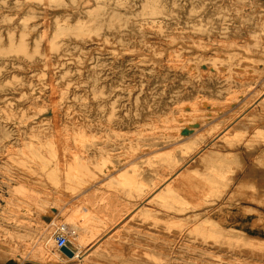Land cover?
I'll return each instance as SVG.
<instances>
[{
    "label": "rangeland",
    "instance_id": "rangeland-1",
    "mask_svg": "<svg viewBox=\"0 0 264 264\" xmlns=\"http://www.w3.org/2000/svg\"><path fill=\"white\" fill-rule=\"evenodd\" d=\"M187 4L0 0V252L42 264H262L251 251H264V0ZM167 80L200 90L194 96L204 105L185 99L169 130L159 119L148 132L169 139L165 146L138 153V133L125 127L132 113L163 103ZM255 81L254 95L197 119ZM238 119L244 125L214 138ZM178 128L184 133L173 140ZM202 144L212 157L199 164ZM173 159L182 165L175 170L197 173L189 192L128 212L154 169ZM202 204L200 214L179 212ZM59 225L83 234L88 247L101 237L92 257H39L43 235L59 251Z\"/></svg>",
    "mask_w": 264,
    "mask_h": 264
},
{
    "label": "bare ground",
    "instance_id": "bare-ground-1",
    "mask_svg": "<svg viewBox=\"0 0 264 264\" xmlns=\"http://www.w3.org/2000/svg\"><path fill=\"white\" fill-rule=\"evenodd\" d=\"M185 1V0H184ZM218 0H186V2L188 3L187 5H189L191 8L192 7H196V5L194 4H197L199 5V8L200 9H203L207 7V5L210 3V2H213V3H216ZM226 2H231L233 0H225ZM207 12V11H206ZM210 13V11L208 12ZM170 25H174V22L173 21H170L169 22ZM199 34H204V33H195L194 36H197ZM206 36H209V35H206ZM234 36H238L237 33H234ZM196 56V55H195ZM49 57V56H48ZM46 58V56H45ZM47 59V58H46ZM45 59V60H46ZM63 59V58H62ZM49 61H50V58H49ZM51 63V62H50ZM169 63V62H168ZM179 63V62H178ZM169 65V64H168ZM186 65V64H185ZM193 65V64H192ZM190 67V66H189ZM53 68V67H51ZM55 68V67H54ZM187 68V66H186ZM192 69V68H191ZM50 70V69H49ZM52 70V69H51ZM50 70V71H51ZM260 83L259 81H255V82H248L246 83L247 85H245V83H240L237 85V88H235L234 90H230L228 92H230L231 94H228L230 95V99H227L228 101L226 102H222L220 104L217 103V105H214V106H208L206 107L207 110L206 111H203L202 113H199L197 114V119L203 123V122H206L207 120H213V118L215 119V116L216 117H219L221 115H223L227 110H229L228 108L231 107L232 105V102L237 98L241 97L240 95L241 94H244L245 92L246 93H250L252 90L254 92V89L256 86H259ZM167 90H164L166 92V94L164 95V100H163V103H159L158 105H155V106H151V109H148L144 112H134L132 113V117H133V120L131 122V124L133 123V126H126L125 127V130H129V129H134L137 133H138V138H137V149H138V153L139 152H143V153H148V152H152V151H156V149L162 147L163 145L165 146V143L168 142L169 139H164L165 136H163V139H161L160 137L161 136H158V135H155V133L153 135H148V132L150 130L153 131L154 127H155V131H156V126H158V121L159 119H163V120H160L161 121V125L160 126H163L165 128V130H169V128L171 127V124L173 122V119H175L176 117H174V115L177 113L178 115L180 113H182V111L184 110V104L183 102L185 101V99H188V98H194V101H199L198 100V97L196 95H198L197 93L200 92V90H196V91H192L191 93L189 91H187L186 88H181V89H178L174 82L173 81H168L167 80ZM253 85V87L251 86ZM55 86V85H54ZM252 87L251 89H246V87ZM249 87V88H250ZM254 88V89H253ZM263 90V91H262ZM54 91V89H53ZM56 92V91H55ZM217 92V91H216ZM256 92V90H255ZM255 92L253 93V95L255 94ZM196 93V95L194 96V94ZM258 93V92H257ZM51 95V94H50ZM193 95V96H192ZM246 96V95H245ZM264 98V88L261 89V93L259 95L258 98ZM243 98V97H242ZM234 99V100H233ZM244 99V98H243ZM226 100V98H225ZM241 100V98H240ZM212 101V100H211ZM218 101V100H217ZM224 101V100H223ZM242 101V100H241ZM239 101V102H241ZM215 102V101H213ZM191 103V102H189ZM197 104H199L200 107H202L204 105V103L202 102V100H200L199 102H195ZM203 103V104H201ZM209 103V101H208ZM214 104V103H212ZM195 105V104H194ZM206 105V104H205ZM234 106V105H233ZM194 110L198 111L199 108L198 106L196 108H193ZM192 109V110H193ZM186 110V109H185ZM194 112V111H193ZM228 112V111H227ZM185 113V112H184ZM192 113V112H191ZM176 114V115H177ZM177 115V116H178ZM185 115V114H184ZM192 115V114H191ZM194 115V114H193ZM246 115V114H245ZM187 117V116H186ZM193 117V116H192ZM183 118V117H182ZM189 118V117H188ZM194 118V117H193ZM158 119V120H157ZM175 122V120H174ZM210 122V121H209ZM212 122V121H211ZM259 122V121H258ZM190 123V122H189ZM187 123V124H189ZM208 123V122H207ZM154 126H151L153 125ZM174 124V123H173ZM181 124V123H180ZM192 126L195 127L196 126V122L192 121L191 122ZM242 126L244 125V119H238V120H234L232 121L231 123H228L226 124L225 126L222 127V129L220 131H218L214 138H220L222 137L226 132L228 131H231L232 129L236 128V126ZM246 125L248 126H252L254 127L256 124L254 122H249V123H246ZM203 126V125H202ZM247 126V127H248ZM264 126V125H263ZM201 127V126H200ZM246 128V126H244ZM251 127V128H252ZM257 127V126H256ZM254 127V128H256ZM260 127V126H259ZM163 128V129H164ZM250 128V127H249ZM160 129V128H159ZM181 129V128H180ZM179 128L175 131L177 132L175 134V137H173L172 139H176L178 138L179 136L183 135L184 132L180 133ZM158 131V130H157ZM163 131V130H162ZM188 131V130H187ZM154 132V131H153ZM152 133V132H151ZM179 133V134H178ZM129 135V134H128ZM180 138V137H179ZM178 141V140H177ZM173 143V142H172ZM175 143V141H174ZM171 144V143H169ZM168 145V144H167ZM126 146V145H125ZM163 146V147H164ZM204 145L202 144L201 146L197 147L196 149V153H197V157H198V163L201 164L204 162V160L207 158V157H212V155L208 152V151H205L204 149ZM149 154V153H148ZM124 158V157H123ZM122 158V160H123ZM138 158V156L136 157ZM135 158V159H136ZM225 158L220 156V155H216V157L214 158V161H224ZM131 161H134V160H131ZM181 161V160H180ZM184 161V160H183ZM129 162V161H127ZM186 163V162H185ZM184 164V163H183ZM24 165H27V163H24ZM181 165V162H179L178 159H173L171 160L170 162L168 163H163L161 165H158L155 169H154V175H153V181L151 183V186H148V185H142V187H139V190H138V196H139V202H137V205L136 207H133L135 208L134 211L131 209V211H128V212H135V211H138L140 210L142 207H143V204L144 201L146 202H150V200H153V198H155L156 196H167V197H174L176 196L175 192H179V191H183L184 194H187L189 192V188H187V181L192 179L193 177H195V175L197 173L193 172V171H190V172H183V171H180L179 169L178 170H175L176 168H178L179 166ZM182 166V165H181ZM190 167V166H189ZM122 168V167H121ZM119 169V168H118ZM116 169V170H118ZM175 170V171H174ZM115 171V170H114ZM110 174V173H109ZM106 177V176H105ZM203 177H208L207 175H204ZM196 178V177H195ZM194 178V179H195ZM66 180V179H65ZM80 180V179H79ZM84 180V179H82ZM101 180V179H100ZM99 180V181H100ZM142 180V179H140ZM201 180V179H200ZM197 180H195L196 182ZM199 181V180H198ZM72 181H70L69 184H72L71 183ZM98 182V181H97ZM142 184V182H140ZM87 184V183H86ZM85 184V185H86ZM95 184V183H94ZM139 184V185H141ZM197 184V182H196ZM93 185V184H92ZM102 185V184H101ZM189 186H191V183L189 184ZM188 186V187H189ZM197 186V185H196ZM195 186V188H196ZM199 186V185H198ZM80 187V186H79ZM77 187V188H79ZM82 187V186H81ZM84 187V185H83ZM138 187V185H137ZM88 189V187H87ZM194 189V188H193ZM192 189V190H193ZM71 190V189H70ZM81 190H83L82 188H79L77 190V192H81ZM86 190V189H85ZM195 190H198V189H194ZM84 191V190H83ZM193 191V192H194ZM26 193V192H25ZM28 194V193H27ZM195 194V193H194ZM75 196V195H74ZM78 196V194L76 195ZM59 197V196H58ZM117 197V196H116ZM231 197V196H230ZM62 198V197H61ZM131 198V197H130ZM72 199V198H71ZM66 201V200H65ZM72 201V200H71ZM107 201V200H106ZM220 201V200H219ZM68 202V201H66ZM153 202V201H152ZM209 202V201H208ZM65 202H63L64 204ZM97 203V202H96ZM136 203V202H135ZM218 203V202H217ZM221 203V202H220ZM66 204V203H65ZM152 204V203H151ZM198 204V203H197ZM194 205V204H193ZM151 206V205H150ZM206 207L205 204H202V205H199V206H185V207H181L179 208V212L180 214L182 215L183 213H186V212H195V211H198L197 213L195 214H200L199 211H201V209H203V207ZM147 207V206H146ZM152 207V206H151ZM95 208V207H94ZM129 208H127L128 210ZM144 209V208H143ZM147 209V208H146ZM217 206H214L211 210L212 211H217ZM125 210V211H127ZM142 210V209H141ZM140 210V211H141ZM168 210V209H167ZM171 210V209H170ZM210 210V209H208ZM116 211V210H115ZM148 211V210H147ZM164 212V211H163ZM211 212V211H210ZM137 213V212H136ZM168 213V212H167ZM172 213V212H171ZM175 213V212H174ZM101 214V213H100ZM128 214V213H126ZM177 214V212L175 213ZM106 215V214H105ZM129 215V214H128ZM169 215V214H168ZM186 215V214H185ZM188 215V214H187ZM122 216V215H121ZM124 216V215H123ZM174 216V215H173ZM178 217V216H177ZM185 217V216H184ZM197 218V216H196ZM123 219V218H122ZM195 219V218H194ZM118 220V219H117ZM188 220V218H187ZM194 221V220H193ZM115 221H113L114 223ZM111 223L112 225H109L110 229L114 228L115 227V224L117 223ZM198 223V222H197ZM118 225V224H117ZM190 225V224H189ZM120 226V224H119ZM108 227V226H107ZM107 229V228H106ZM109 230V229H108ZM116 230V228H115ZM117 232V231H116ZM69 233H70V239H68V245L70 246V248H68L71 252H72V255L71 256H67L66 254H64L63 252H61L60 250L59 251H54L50 248L51 246V241H50V238L47 236L45 237V235L42 236V240H40L37 245H36V249H37V253L39 254V257L41 258H46L47 260H50L52 258H55L57 256H60V255H63L65 256L68 260H74V259H78V260H81L82 262H86L87 259L89 257H92V252L90 250V248L97 244L100 240L101 237H98L99 239H97L95 241L94 244H92L91 246H87L86 244H84L85 240H86V237L81 234L80 236L75 234V231L74 229H71L69 230ZM180 236V235H179ZM184 236V235H183ZM97 237V236H96ZM109 237V236H108ZM112 237V236H110ZM94 240V239H93ZM90 242V241H89ZM177 242V241H176ZM179 243V242H178ZM94 247V246H93ZM96 250V249H95ZM94 250V251H95ZM93 251V252H94ZM251 251V250H250ZM91 252V253H90ZM251 253L253 255H255L256 257H259V258H262L263 260L260 261V263L264 264V251H261V249H255V250H252ZM85 264H90V263H85Z\"/></svg>",
    "mask_w": 264,
    "mask_h": 264
},
{
    "label": "built area",
    "instance_id": "built-area-1",
    "mask_svg": "<svg viewBox=\"0 0 264 264\" xmlns=\"http://www.w3.org/2000/svg\"><path fill=\"white\" fill-rule=\"evenodd\" d=\"M53 239L55 242V247L59 250L62 246L70 248L68 245L69 233L65 229L63 225H59L56 227L55 231L53 232Z\"/></svg>",
    "mask_w": 264,
    "mask_h": 264
},
{
    "label": "crops",
    "instance_id": "crops-1",
    "mask_svg": "<svg viewBox=\"0 0 264 264\" xmlns=\"http://www.w3.org/2000/svg\"><path fill=\"white\" fill-rule=\"evenodd\" d=\"M0 264H42L39 262H33L30 260H22L20 258H13L0 252Z\"/></svg>",
    "mask_w": 264,
    "mask_h": 264
},
{
    "label": "water",
    "instance_id": "water-1",
    "mask_svg": "<svg viewBox=\"0 0 264 264\" xmlns=\"http://www.w3.org/2000/svg\"><path fill=\"white\" fill-rule=\"evenodd\" d=\"M59 250L61 252H63L64 254H66L67 256H71L72 255V252L65 246H62Z\"/></svg>",
    "mask_w": 264,
    "mask_h": 264
}]
</instances>
